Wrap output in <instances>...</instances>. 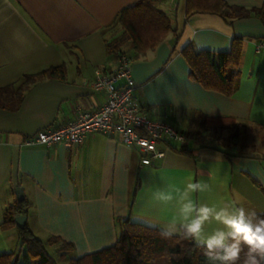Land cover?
<instances>
[{
  "label": "crops",
  "instance_id": "1",
  "mask_svg": "<svg viewBox=\"0 0 264 264\" xmlns=\"http://www.w3.org/2000/svg\"><path fill=\"white\" fill-rule=\"evenodd\" d=\"M135 1L0 0V88L10 87L3 95L25 74L65 65L64 79L38 80L17 106H0V223L21 188L30 232L40 240L56 236L70 242L78 256L114 243L120 218L161 230L173 210L154 192L182 187L189 177L209 185L197 198L264 214V155L240 153L234 149L238 143L227 148L215 144L214 137L201 143L185 136L187 152L179 150L180 144L166 145L160 160L145 165L137 149L117 135L88 134L70 148L25 142L36 131L71 119L76 110H94L105 101V92L92 88L95 70L115 67L116 56L105 43L121 33L115 18ZM224 1L247 9L264 6V0ZM153 5L169 18L173 31L156 48L131 58L140 111L178 131L204 115L233 120L264 136V48L255 49L264 39V24L255 17L231 22L211 14L186 17L184 0H153ZM234 36L242 43L232 94L192 80L180 48L191 43L196 50L225 52ZM10 101V96L1 100ZM18 229L0 227V254L12 252Z\"/></svg>",
  "mask_w": 264,
  "mask_h": 264
},
{
  "label": "trees",
  "instance_id": "2",
  "mask_svg": "<svg viewBox=\"0 0 264 264\" xmlns=\"http://www.w3.org/2000/svg\"><path fill=\"white\" fill-rule=\"evenodd\" d=\"M185 16L191 14H211L231 22L234 19L255 17L264 24V6L247 9L242 6L229 5L224 0H184ZM121 27V33L108 39L105 43L109 54L125 53L130 58H137L147 50L156 48L169 33L173 31L169 18L153 5V0H136L130 6L120 10L114 21ZM242 37L234 36L231 46L225 52L196 50L191 43L180 48L181 55L189 65V75L205 89L214 90L224 95H231L236 88L237 67L241 59ZM124 48L125 51L123 50ZM65 65H50L39 71L23 75L20 82L13 85L9 95H3L10 87L0 88V106L15 107L19 104L24 91L41 79H64ZM11 97L9 104L1 102L3 97ZM240 124L227 118L197 116L190 126L182 131L186 137L201 143L208 138L220 142L223 147L238 143L237 128ZM226 130V135L218 133ZM181 143L180 151L187 152ZM170 146L172 144H169ZM134 193L131 197V202ZM131 205V204H130ZM27 202L14 201L3 210L1 229L15 225L14 217L26 214ZM262 217L264 214L258 213ZM117 237L109 246L69 259V264H211L204 251L194 242L179 237L164 238L157 227L133 222L129 218L117 219ZM19 251L0 254V264H58L47 253L42 240L33 235L27 225L18 229ZM48 243L58 245L60 257L74 246L59 237L50 236ZM244 251L237 264H243Z\"/></svg>",
  "mask_w": 264,
  "mask_h": 264
},
{
  "label": "built area",
  "instance_id": "3",
  "mask_svg": "<svg viewBox=\"0 0 264 264\" xmlns=\"http://www.w3.org/2000/svg\"><path fill=\"white\" fill-rule=\"evenodd\" d=\"M261 48H264V39L255 43L256 50ZM130 64L131 58L127 54L117 53L114 68L95 70L92 88L105 92V101L98 108L76 110L71 119L38 130L25 142L47 147L61 143L70 148L83 142L88 134L117 135L124 145L137 149L140 162L145 165L160 160L166 145L185 142V135L170 123L151 119L140 111Z\"/></svg>",
  "mask_w": 264,
  "mask_h": 264
},
{
  "label": "clouds",
  "instance_id": "4",
  "mask_svg": "<svg viewBox=\"0 0 264 264\" xmlns=\"http://www.w3.org/2000/svg\"><path fill=\"white\" fill-rule=\"evenodd\" d=\"M208 189L206 182L189 177L182 187L155 191L154 198L173 210L161 225V236L194 242L211 264H237L242 251L243 264H264V217L224 201L197 198Z\"/></svg>",
  "mask_w": 264,
  "mask_h": 264
},
{
  "label": "rangeland",
  "instance_id": "5",
  "mask_svg": "<svg viewBox=\"0 0 264 264\" xmlns=\"http://www.w3.org/2000/svg\"><path fill=\"white\" fill-rule=\"evenodd\" d=\"M116 25H118V24H116ZM119 28L121 29L120 26H119ZM125 49L126 48H124L123 50L125 51ZM125 53H127V52H125ZM246 129L248 130L249 134L240 135V131H245ZM237 130L239 131L238 146H236L234 149L240 153H251L253 155L262 157L264 155V148H262V144H264L263 133H261L258 129H252V128L246 127V126H244L242 128H241V126H239L237 128ZM253 133H255V134L253 135ZM218 134L222 137V136L226 135V130H223ZM239 141H241L242 144H247V147L246 146L244 147L243 145H239ZM213 142L215 144L220 145L219 141H213ZM256 143H258V144L260 143V145L257 146L256 148H251V145L256 144ZM41 240L43 242V246L46 249L47 253L49 255H51L56 260V262L58 264H69L70 258L78 256L74 250V251H67L63 257H60V255H59L60 252L58 251V245L48 243L44 238H41ZM19 244L20 243L18 241L16 246L14 248H12L11 251L13 253H17L19 251V249H20Z\"/></svg>",
  "mask_w": 264,
  "mask_h": 264
},
{
  "label": "water",
  "instance_id": "6",
  "mask_svg": "<svg viewBox=\"0 0 264 264\" xmlns=\"http://www.w3.org/2000/svg\"><path fill=\"white\" fill-rule=\"evenodd\" d=\"M15 196H16V199L18 201H21L23 199V191L21 188H17L15 190ZM14 222H15V225L21 229L25 226L26 224V215L25 214H18L14 217Z\"/></svg>",
  "mask_w": 264,
  "mask_h": 264
}]
</instances>
